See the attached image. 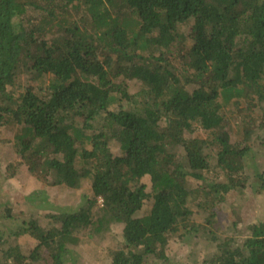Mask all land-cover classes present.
<instances>
[{"label": "trees", "instance_id": "16d2710c", "mask_svg": "<svg viewBox=\"0 0 264 264\" xmlns=\"http://www.w3.org/2000/svg\"><path fill=\"white\" fill-rule=\"evenodd\" d=\"M9 127L16 166L89 195L47 228H13L36 241L26 255L0 236V264H70L114 224L110 264H264V211L243 242L230 235L264 195L249 158L264 148V0H0ZM189 171L210 178L191 189ZM193 235L203 248L171 262L169 242Z\"/></svg>", "mask_w": 264, "mask_h": 264}, {"label": "rangeland", "instance_id": "374dc122", "mask_svg": "<svg viewBox=\"0 0 264 264\" xmlns=\"http://www.w3.org/2000/svg\"><path fill=\"white\" fill-rule=\"evenodd\" d=\"M25 77L22 75L21 83L25 82ZM254 122L258 124L256 119ZM238 131V136H241V130ZM15 132L11 127L0 129V236L7 239L11 245H18L21 252L26 255L36 245L35 239L30 236L10 237L11 230L21 225L23 221H31L47 228L51 222L44 218V214L78 211L86 203L89 186L84 182L80 189L71 190L60 185H48L30 176L24 164L16 166L15 163H19L21 159L12 147ZM258 134L263 136L264 132ZM253 146L249 155L250 165L256 167L255 171L261 172L264 148L258 142L253 143ZM211 163L212 166L215 165L214 160H211ZM253 176L254 173L251 177ZM209 178L205 173L189 171L186 178L187 186L195 189L198 184ZM143 182L148 183V177L144 178ZM242 206L244 209L241 214L242 221L238 224L237 231L230 233L238 243L250 237L249 226L263 218L264 195L254 193L252 199ZM8 208L11 211V218L7 215ZM205 221L202 219V223ZM122 227V224L112 225L102 239L83 238L78 246L71 248L70 264H110L113 254L123 248ZM202 248L201 239L193 235L186 244L176 240L170 241L166 254L171 262H179L191 250ZM198 256L197 253L195 258ZM41 264H50V261L45 259Z\"/></svg>", "mask_w": 264, "mask_h": 264}, {"label": "built area", "instance_id": "2783aa9c", "mask_svg": "<svg viewBox=\"0 0 264 264\" xmlns=\"http://www.w3.org/2000/svg\"><path fill=\"white\" fill-rule=\"evenodd\" d=\"M99 203H101V199H98Z\"/></svg>", "mask_w": 264, "mask_h": 264}]
</instances>
